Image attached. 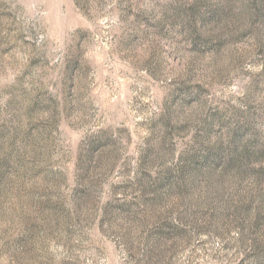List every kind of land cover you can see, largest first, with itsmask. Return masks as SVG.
<instances>
[{"label": "rangeland", "instance_id": "1", "mask_svg": "<svg viewBox=\"0 0 264 264\" xmlns=\"http://www.w3.org/2000/svg\"><path fill=\"white\" fill-rule=\"evenodd\" d=\"M0 264H264V0H0Z\"/></svg>", "mask_w": 264, "mask_h": 264}]
</instances>
